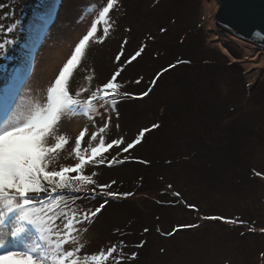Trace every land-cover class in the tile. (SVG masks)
<instances>
[{"label": "rangeland", "instance_id": "374dc122", "mask_svg": "<svg viewBox=\"0 0 264 264\" xmlns=\"http://www.w3.org/2000/svg\"><path fill=\"white\" fill-rule=\"evenodd\" d=\"M37 2L41 10L51 2L59 8L61 16L74 23L62 18L70 25H58L54 29L56 40L53 42L48 37L45 25L48 23L43 16L32 19L27 15L28 22H32L30 30L14 29L20 37L16 47V37L8 34L12 26L0 24V94L2 90L6 93L2 100L0 98V117L14 104L18 115V119L0 130V264H264V188L261 187L256 200L255 211L261 212L260 219L252 224L250 219L235 215L230 207L240 198L231 201L222 197L228 208L211 213L206 204L212 203L215 195L208 198L209 193H205L200 197L196 190L198 183L180 174L182 170L201 168L195 163L193 148L203 143L206 148L208 145L224 146V142L228 145L229 141L224 138L235 131L243 143L235 158L247 162V171L253 173L259 183H264V95L257 108L258 114L245 106L235 115L236 119L219 117L216 123L217 114L213 108L218 103V83L213 81L211 70L203 73L201 67H195L201 62L199 57H206L212 49L213 55L220 56L214 47L218 44L231 58L229 64L240 63L239 60L245 64L250 85L264 87V50L216 27L217 0H202L201 10L199 0L188 1L198 4L201 14L198 18L196 12L192 17L193 6H185V12L195 21L186 24V28L178 25V12L177 19L166 12L177 5L169 6V2L161 0ZM136 7L140 8L139 16L131 12ZM149 7L152 13L161 12L165 27L156 26L149 32ZM79 9H82L81 17ZM126 11L128 16H125ZM24 15L22 12L19 18ZM54 19L51 17L50 21ZM142 20L143 23H138ZM135 21L134 29L130 28L128 25ZM166 30H169L167 39L162 33ZM77 32H82V39L67 48L60 36L70 40L69 37ZM147 35L149 40L143 42L141 37ZM129 36H134V42L128 48L124 45ZM176 36L185 42L193 37L192 45L197 47V55L188 51L187 54L173 53L172 48L177 47L173 39ZM169 37L173 39L170 53L166 46H162L165 54L160 52L165 58L161 57L164 66L171 70L164 83L182 77L178 82L182 89L174 90L175 99L186 97L184 103L187 102L188 107L196 105L193 108L200 111L207 106L214 112L203 110V116L188 124L182 120L187 131L175 141L180 153L175 157L183 160L166 166L165 176L159 177L161 181L151 184L143 179L136 165L144 169L159 157L167 158L168 155L162 154L163 149L156 153L155 150L159 145L157 141L165 143L168 137L156 131L159 125L150 123L152 119L144 105L139 106L144 114L139 119L134 116L137 127L122 132L115 121L120 119L121 110L129 111L114 102L104 106L101 94L107 92L102 86L110 84L106 79L116 76L122 81L128 72L119 69H127L133 60L138 68L149 66L147 54L151 48L160 49L161 41L169 45ZM61 48L66 50L62 52ZM177 48L186 50L180 44ZM116 51L120 52L109 57ZM58 54H61L59 60L52 65ZM63 58L62 68L66 67L70 76L63 72L57 77ZM223 66L228 63L224 61ZM229 69L224 67L223 70ZM71 75L77 83L65 89ZM224 77L225 84H220L219 88L224 94H230L232 80L226 74ZM191 78L193 84L189 85ZM12 82L15 83L10 84ZM134 83H129L131 91H135ZM233 84L238 88L242 83L234 81ZM243 84H247L246 81ZM121 87L127 91V85ZM194 88L201 91L190 96ZM188 89L192 91L189 94ZM250 91L248 85L243 96H248ZM34 97L36 102L32 101ZM52 106L56 107L54 112L67 117L52 118ZM231 107L229 104L227 116ZM47 108V117L52 119L45 118ZM209 115H213L215 123L206 122ZM206 126L210 130L205 136L202 128ZM151 128L159 134L153 131L154 137L145 138L147 129ZM24 133L28 135L21 136ZM55 141L58 142L54 144ZM12 146L23 150L16 152ZM227 149H211L210 153L217 158ZM171 152L173 154V149ZM234 159L229 160L234 163ZM203 171L206 176L208 166L205 165ZM219 171V165L210 170L212 186L209 191L219 185L214 181ZM37 177L45 184L56 186L51 187L52 190L63 191L59 195L64 199L45 197L49 189L35 182ZM225 178L221 176L222 181ZM21 193L26 194L23 199ZM69 197L73 200L68 201ZM61 210L64 213L58 214ZM74 211L78 214L76 217Z\"/></svg>", "mask_w": 264, "mask_h": 264}, {"label": "trees", "instance_id": "16d2710c", "mask_svg": "<svg viewBox=\"0 0 264 264\" xmlns=\"http://www.w3.org/2000/svg\"><path fill=\"white\" fill-rule=\"evenodd\" d=\"M165 1L167 3L169 2V6L175 5V4L177 5L176 8H174V6H171L170 11H166V12H169L171 16L173 17H175L176 12H178L179 14L178 19L176 17L175 19L178 20L179 26L181 27L184 26L185 28H186V24L195 22L194 20H192L193 19L192 17L193 15L195 16L196 12H198L197 17L199 18L201 14V12L199 11V8L201 10V8L203 7L202 0H199V8H198V4L192 5L188 3V1H195V0H181L180 2L176 0H161V2L163 3H165ZM0 2L4 3L3 5L0 6V24L12 25L14 29L21 30V31H27L25 30L27 29V27L23 26V23H26L27 19L24 17L19 18V16L22 13L20 9L21 4H19V1L18 0H0ZM189 5L193 6L192 17L189 16L188 13L185 12V6H189ZM140 8L136 7L133 11L131 10L130 11L135 12L136 16H139V14H141L139 13ZM146 9L147 8L145 7L144 10ZM149 12H150L149 18H148L149 20L148 23L150 26L149 32H153V29L156 26L157 28L165 27L164 17H162L161 12L152 13L151 9L149 10ZM126 15L128 16V11L125 12V16ZM150 16H153V20H150ZM198 20L200 22H203L202 19H198ZM143 22L144 20L138 23H143ZM135 23L136 21L133 24H130L128 26L130 28H133V25ZM145 24L146 23H144V25ZM68 25L69 24H62L61 26H68ZM56 27L57 25L53 26V34H52L53 36L54 34H56L54 33V29ZM162 33L165 36V39H167L169 35V30H166L165 32H162ZM81 34L82 32H77L76 34L71 35L69 37L70 40H67V38L63 36H60V38L62 41L66 43V46L68 48L74 43V41L77 42L82 39ZM199 34H202V32H199ZM84 39H86V37ZM173 39L176 41L175 43L177 44V45L174 44V46L178 47V45L180 44V46L184 45L186 48V50H184L183 48H181L180 50L177 47H173L172 48L173 53L177 54L179 52H183L184 54H187V51H188L190 52V54L197 55L196 54L197 47L195 45H192L195 42L193 37H189L188 38L189 40H186V42L184 40L181 41L182 38L179 36H176V39L175 37ZM173 39L169 37V40H168V44L170 43L169 45L161 41V43L158 44L161 46L160 49L158 47L151 48L149 54H147V59L148 61H150L149 66L146 65L145 68H138L135 65L136 60H133V62L130 65H128L129 67L127 69L126 67L119 69V70H125L128 72V74L125 77H123L122 81L118 80L116 76H112L107 79V81H109L110 84H107V86L105 85L102 86L107 91L106 93L101 94V101L105 103L104 106H106V104L108 103L114 102L116 104H119V107L120 105H122L125 108H127L126 110L129 111V113H125L120 109L121 110L120 119L117 118L115 121V123L119 124V128L121 129L122 132L133 131L137 127L134 116L139 119L141 114H144L142 112V109L139 108L140 105H144L148 111V116L150 120L152 119L150 123L158 124L159 127L156 128V131H160L163 134L162 136L168 137V141H165V143L161 141H157V144L159 145H158V148L156 147V150H155V153H156L158 150L161 152V149H163L162 154L164 156L168 155L167 158L162 160V157H159V159L155 163L152 162L150 166H147L144 169L136 165V168L140 170V174L142 175L143 179L146 182H149L151 184L154 182H157L158 180L161 181L159 177L160 175L165 176L166 166H169V165L171 166L173 164L174 165L179 164V162L183 160L181 158L177 160V158L175 157L180 154L176 148L175 141L178 140L179 137H182L186 134L187 129H185V126L187 125H185V123L188 124L189 122H191L190 120H195L200 115L203 116L204 115L203 110L204 111L210 110V112H212L211 114H213V112L215 111L217 114L216 123H219L220 121L219 117L223 119H228L232 116L231 118L232 120L236 119L235 115L239 112V110H241L245 106H250L253 109V111L254 112L256 111L257 113L258 105L262 102V99H263L262 96L264 95L263 86H260L255 83L251 85L249 84V78L246 76L248 69L245 67V64H243V62L239 59L237 60H239L241 64L238 62L229 64L231 62V58L225 53L224 50L220 48L218 44H216L218 47L216 46L214 47L216 48V53H218L220 56L213 55L212 53L213 49H212V52L209 51V54L206 55V57L201 55L198 59L201 62L200 63L197 62V64L195 65V67L197 68L201 67V72L203 70V73L206 70H211V73H213V76L215 77L213 81H215V83L216 82L218 83L216 85L218 87V95H217L218 103L213 108L214 111L211 110L207 106L205 109H202V110L200 109V111H196L193 108V107L196 108V105H192L188 107L187 102L184 103L186 97L180 98L178 101L177 99H175L174 90L179 91L182 89L178 86L179 79H181L182 77L178 76L176 79H174L173 82L164 83V82H167V78H168L167 75L171 73V70L169 71V68L164 66L165 65L164 61L161 59L163 55L162 56L160 55V52H163L165 54V51H166V49H163L162 46H166V48H168V52L170 53V50H171L170 45ZM141 40L143 42H147L149 40L148 35L144 38L141 37ZM198 40L200 39L198 38ZM133 42H134V36H129L124 46L129 48L131 47ZM169 47H170V50H169ZM61 49H62V52L66 50L65 48H61ZM120 51H116L110 54L109 57L116 56ZM203 57L206 59L204 60ZM163 59L165 60L164 57ZM224 61L225 63H228V66H223ZM165 63H168V62H165ZM224 67H227V69L229 67L230 69L225 71L223 70ZM111 68L117 71L114 65H112ZM188 72L190 71L188 70ZM224 74H226L232 80V89H231L230 94L228 93L224 94L223 90L219 88L220 84H225ZM221 76L222 78H224L223 80L220 78ZM75 81L77 80L75 79L74 76L71 75V78L69 80V86L72 87ZM234 81L237 83H242V84H240L238 88H235L233 84ZM245 81L247 84H243V82L245 83ZM133 82H135L133 85L135 87V91H131L132 85L129 84ZM188 83L189 85L193 84L192 78H191V83H190V79H188ZM123 84L127 85V88H126L127 91L122 89L121 86ZM226 84L230 85V82ZM167 85H173V87H169ZM248 85L251 87V91L248 96H243L245 94V91ZM202 86H203V83H202ZM171 88H173L172 91H170ZM201 89L197 91L194 88L193 92L190 91V89H188L186 90V92L188 94L192 92L190 94V96H192V95L198 94L201 91ZM164 96L169 100V102H167ZM78 97H81V95ZM201 103H199L198 105L200 106ZM229 104H231L232 107L231 109H229V112L231 110L229 116H227L226 111H227ZM107 106H110V105H107ZM156 117L158 118L157 120H156ZM182 120H184L185 123L184 122L182 123ZM206 122H209L212 124L215 123L213 120V115H209L206 118ZM214 129L216 130L215 127ZM208 130H210V128H208L207 126L202 128V132L203 133L205 132V136ZM153 131L154 130L152 128L149 131L147 129V135L145 136V138L154 137L152 134ZM154 133L156 135L159 134L158 132H155V131ZM224 140H228L230 144L226 145V143L224 142V146L208 145V147L206 148L203 143L202 145L199 144L198 148H193V150L196 152L195 163H197L196 164L197 167H201V168H194V169H188V170H182V171L179 170L180 174L181 176L185 178H189L188 180L190 182L194 184L198 183L199 187L196 188V190L199 192L200 197L205 195V193H209L208 198H210L211 195H215L213 202L212 203L207 202L206 204V206L210 208L211 213L222 211L228 208L226 202L224 201L222 197L227 198L231 201H234L237 198H240V200H238L235 204L230 205V207L235 210V215L246 217L251 220L252 224H256L257 221L260 219V215H261L260 211H255L257 193L259 192L261 187L264 188V183H259L255 175H252L253 173H249V171H247L248 170L247 168H249V164L247 162L239 161L235 158L237 153L239 152L238 150L240 146H243V143L241 142V140L239 139L235 131L232 132V136H228L224 138ZM224 147H228V149L226 151H222V153H220V157L215 158L211 155L210 153L211 149L219 150V149H223ZM172 149H173L174 156L171 152ZM184 154L185 152L183 150L182 155ZM230 158L232 159L235 158L233 160L234 163L231 160H229ZM226 163H229L230 165H232L233 168L227 165ZM205 165L208 166V172L206 176L203 175L205 174L203 171V168H205ZM216 165L220 166V171L218 172V177L214 181L218 182L219 185L215 187L214 189H211V191H209L210 187L212 186L210 170L213 169L214 166ZM173 172H175V167H174ZM221 176H226V178L222 181ZM34 179H35V182L39 183L40 185H44L49 189V193L45 195V197H48L49 200L58 199V198L60 200L64 199L63 197L60 196L63 193V191L59 192V189L52 190L51 187L54 188L56 186L52 184H45L43 179H40L38 177ZM72 192H75V191H72ZM76 194L82 195L81 192L80 193L76 192ZM24 195L26 194L24 193ZM67 200L68 201L73 200V198L69 197ZM134 208L135 206L133 205L132 209ZM60 213H64V212L61 210L58 212V214ZM72 213L74 217L78 215L76 211ZM125 215L128 217V212Z\"/></svg>", "mask_w": 264, "mask_h": 264}, {"label": "water", "instance_id": "95a60500", "mask_svg": "<svg viewBox=\"0 0 264 264\" xmlns=\"http://www.w3.org/2000/svg\"><path fill=\"white\" fill-rule=\"evenodd\" d=\"M216 26L264 49V0H217Z\"/></svg>", "mask_w": 264, "mask_h": 264}, {"label": "clouds", "instance_id": "9594fccd", "mask_svg": "<svg viewBox=\"0 0 264 264\" xmlns=\"http://www.w3.org/2000/svg\"><path fill=\"white\" fill-rule=\"evenodd\" d=\"M19 1V4H21V12H23V13H25V15L23 16L24 18H26L27 19V15L30 17V18H32V19H34L35 17H40V16H43V20L46 22V23H48V24H45L46 26H47V33L49 34V35H52L53 34V26L54 25H62V24H69L70 25V23H68V22H63L61 19L62 18H64L65 20H67L66 19V17H64V16H61V13H60V10H59V8L56 6V5H54V4H52L51 2H49L46 6H45V8H44V10H41L40 8H39V6H38V2H37V0H18ZM0 3H2V2H0ZM4 4V3H3ZM2 4V5H3ZM1 6V5H0ZM37 8L39 9V10H37ZM28 9H31V10H35V11H33L32 13L31 12H29V11H27ZM79 17H81V12H82V9H79ZM27 13V14H26ZM51 17H53V18H55L54 19V21L52 20V21H50L51 20ZM67 21H72V20H67ZM73 22V21H72ZM32 22H28V20L26 21V23H23V26H26L27 27V29H25V30H30V24H31ZM74 23V22H73ZM68 25V26H69ZM12 26V25H11ZM217 27V26H216ZM108 28V27H107ZM218 28V27H217ZM17 30V29H16ZM221 30V29H220ZM17 31H21V30H17ZM222 31V30H221ZM223 32V31H222ZM225 33V32H224ZM8 34H11L12 35V37H16V40H17V43H16V45H15V47L16 46H18L19 45V43H20V37L16 34V32H14V28H13V26H12V28H11V30H10V32H8ZM2 35V33H0V36ZM229 35V34H228ZM54 36H55V40H56V34H54ZM235 38V37H234ZM237 39V38H236ZM264 50V49H263ZM65 65V60H64V58H63V62H62V64L59 66V69H58V71H57V77L61 74V73H63V72H66L67 73V68L65 67V68H62V66H64ZM70 76V75H69ZM76 79V78H75ZM77 80V79H76ZM107 80V79H106ZM54 82H58L57 80H55ZM77 83V81H75L74 83H73V85L74 84H76ZM59 84V83H58ZM72 85V86H73ZM60 86V85H59ZM60 87H62V86H60ZM63 88H65V87H63ZM70 88V86H68L67 88H65V89H69ZM3 91V90H2ZM1 91V92H2ZM20 95H22V90L20 91ZM20 95L18 96V98L20 97ZM1 100L4 98V95L2 94L1 95ZM33 102H36V98L34 97L33 98V100H32ZM54 105H56V107H57V104H54ZM53 105V106H54ZM52 106V113H53V116H52V118H55V117H57V116H63V117H67V116H64V115H61L59 112H54V110H55V108L56 107H53ZM50 107V106H49ZM48 110H49V108H47V111H46V113H45V118L46 119H52L51 117H47V113H48ZM8 112V113H7ZM7 112H6V115L4 116V117H0V124L2 123V124H4L1 128H0V130L1 129H4V128H6L7 126H9L8 124L12 121V120H16V119H18V115H17V109L15 110V112H13L12 113V115H10V113H9V111L7 110ZM10 115V116H9ZM68 118H70V116L68 117ZM72 120V119H71ZM77 120L78 121H80L81 120V118L80 117H78L77 118ZM5 122H7L8 124H5ZM73 125H74V122L72 123V125H71V127L73 128ZM71 133H72V131H71ZM28 135V133H24V134H22L21 136H27ZM60 141V140H59ZM56 142H58V141H55L54 142V144L56 143ZM53 144V145H54ZM12 147H14V146H12ZM14 150L16 151V152H20V151H22L21 149H19V148H16V147H14ZM9 151H10V154H11V147L9 148ZM58 157V156H57ZM7 166V165H6ZM2 192H4V191H2ZM24 203V202H23ZM23 205H25L26 206V203H24Z\"/></svg>", "mask_w": 264, "mask_h": 264}, {"label": "bare ground", "instance_id": "6f19581e", "mask_svg": "<svg viewBox=\"0 0 264 264\" xmlns=\"http://www.w3.org/2000/svg\"><path fill=\"white\" fill-rule=\"evenodd\" d=\"M228 45H229V47H231L232 49H234V50H238L233 44L228 43ZM60 56H61V54L56 55L55 58H54V60H52V63H51V64L54 65V64L59 60ZM12 83H13V82H12ZM5 115H6V113L3 114L2 117H4Z\"/></svg>", "mask_w": 264, "mask_h": 264}]
</instances>
